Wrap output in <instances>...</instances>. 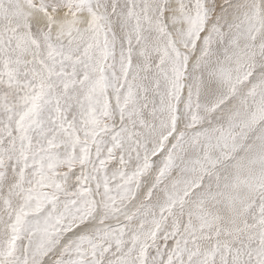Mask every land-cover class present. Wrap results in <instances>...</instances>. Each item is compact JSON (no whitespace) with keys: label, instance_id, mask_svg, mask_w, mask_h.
<instances>
[{"label":"snow or ice","instance_id":"snow-or-ice-1","mask_svg":"<svg viewBox=\"0 0 264 264\" xmlns=\"http://www.w3.org/2000/svg\"><path fill=\"white\" fill-rule=\"evenodd\" d=\"M0 264H264V0H0Z\"/></svg>","mask_w":264,"mask_h":264}]
</instances>
